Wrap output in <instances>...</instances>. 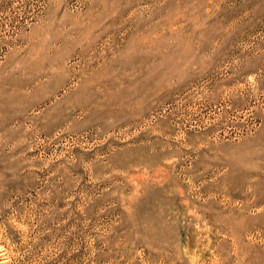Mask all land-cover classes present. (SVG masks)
I'll list each match as a JSON object with an SVG mask.
<instances>
[{
  "label": "rangeland",
  "instance_id": "1",
  "mask_svg": "<svg viewBox=\"0 0 264 264\" xmlns=\"http://www.w3.org/2000/svg\"><path fill=\"white\" fill-rule=\"evenodd\" d=\"M0 264H264V0H0Z\"/></svg>",
  "mask_w": 264,
  "mask_h": 264
}]
</instances>
